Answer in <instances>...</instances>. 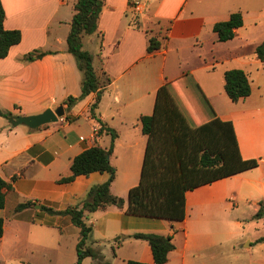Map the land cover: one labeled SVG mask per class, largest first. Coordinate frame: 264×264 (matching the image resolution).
Returning a JSON list of instances; mask_svg holds the SVG:
<instances>
[{
	"label": "crops",
	"instance_id": "obj_1",
	"mask_svg": "<svg viewBox=\"0 0 264 264\" xmlns=\"http://www.w3.org/2000/svg\"><path fill=\"white\" fill-rule=\"evenodd\" d=\"M133 1L105 0L98 31L83 39L97 74L111 80L93 117L96 93L71 107L66 103L82 93L83 75L67 43L76 0H2L4 27L20 30L22 40L0 59V108L20 116L63 106L65 115L37 129L14 127L0 116V177L11 185L0 211L5 220L0 259L6 247L30 241L44 249L56 246L58 254L67 240L77 248L80 229L71 217L42 207L63 211L80 206L88 190L106 182L109 173L61 180L72 174L75 157L113 145L110 161L116 176L110 190L124 199V207L109 206L86 219L93 228L90 245L102 249L105 260L154 264L149 243L133 237L152 233L173 238L175 249L166 264H264V241L259 242L264 218L253 219L264 202V61L256 53L264 35L253 40L242 32L252 0H142L145 10L139 16L131 11ZM238 11L243 27L233 40L220 42L214 25ZM151 37L162 42L155 54L147 52ZM35 50L47 54L22 61ZM232 69L244 70L251 83V94L238 102L225 91V72ZM167 83L192 124L214 117L232 122L241 156L258 161L252 170L187 192L181 222L127 212L148 142L140 119L153 114L158 90ZM101 126L104 131L98 134ZM105 128L116 132L114 141ZM27 202L33 205L17 211ZM113 246H118L115 255ZM87 259L92 258L82 264Z\"/></svg>",
	"mask_w": 264,
	"mask_h": 264
},
{
	"label": "trees",
	"instance_id": "obj_2",
	"mask_svg": "<svg viewBox=\"0 0 264 264\" xmlns=\"http://www.w3.org/2000/svg\"><path fill=\"white\" fill-rule=\"evenodd\" d=\"M104 5L105 0H76L75 15L67 38L68 51L74 56L83 79L81 95L77 98L69 97L66 103L71 107L89 94L96 93L95 102L90 108L93 117H96L95 111L111 80L104 74L102 76L97 74L94 55L84 49L83 39L98 31L99 18ZM5 17V9L0 0V59H5L10 49L22 40L20 30L5 29ZM243 25V15L238 11L232 13L229 20L216 23L213 30L220 42H227L236 37L237 30ZM161 48V40L157 37L149 39L147 47L149 54H155ZM256 53L258 58L264 61V40L257 47ZM46 54L35 50L24 55L22 61L33 62ZM225 91L233 102L248 97L251 94V83L247 73L241 69L226 71ZM0 116L9 122L16 117L11 112L1 109ZM140 121L142 132L148 137V142L140 182L128 194L127 212L131 215L181 222L186 218L187 192L258 166L257 160H245L241 156L232 122L214 117L202 124H192L177 104L169 83L159 88L153 114L142 116ZM105 129L114 141L116 132L109 128ZM103 131L104 127L101 126L98 134ZM112 152L113 145L109 149L95 146L74 158L71 165L72 174L63 178L61 180L63 183L72 182L78 176H87L94 172H107L110 175L106 182L94 185L88 190L80 206L63 211L42 207L53 215L70 216L73 224L80 229L75 264H82L86 258H92L95 264H111V261L105 260L100 250L90 245L93 228L87 224L86 219L90 214L109 206L124 207V199L114 196L110 190L116 176V169L110 161ZM10 189L11 185L0 177V211L6 204V190ZM32 205L31 202L21 204L17 211ZM263 218L264 202H261L253 219ZM4 232L5 220L0 216V239L4 236ZM133 237L149 243L154 264H166L169 253L175 249L171 236L137 233ZM262 241L264 237L259 239V242ZM116 247L118 246L112 248L114 255ZM126 264L146 263L129 260Z\"/></svg>",
	"mask_w": 264,
	"mask_h": 264
},
{
	"label": "rangeland",
	"instance_id": "obj_3",
	"mask_svg": "<svg viewBox=\"0 0 264 264\" xmlns=\"http://www.w3.org/2000/svg\"><path fill=\"white\" fill-rule=\"evenodd\" d=\"M245 9L249 10L251 18L247 20L242 32L245 35H250L253 40L259 39L264 35V0H252ZM196 124L194 123V125ZM38 237V235L34 236L35 239ZM47 237L50 239V242H47L51 243L52 237ZM19 245L6 247L0 264H75L77 260V250L75 246H71L70 240L65 242V246H61L60 254L55 251L56 246H46L48 248L44 249L45 246H32L31 241L29 245L26 243H24L25 246H21V243ZM93 247L100 249L96 246ZM100 251L103 254L102 249ZM91 263L92 259H87L84 264Z\"/></svg>",
	"mask_w": 264,
	"mask_h": 264
},
{
	"label": "water",
	"instance_id": "obj_4",
	"mask_svg": "<svg viewBox=\"0 0 264 264\" xmlns=\"http://www.w3.org/2000/svg\"><path fill=\"white\" fill-rule=\"evenodd\" d=\"M64 115L65 110L63 106H59L54 110L48 108L39 114L16 116L10 123L14 127L24 125L30 129H37L41 126L58 122Z\"/></svg>",
	"mask_w": 264,
	"mask_h": 264
},
{
	"label": "built area",
	"instance_id": "obj_5",
	"mask_svg": "<svg viewBox=\"0 0 264 264\" xmlns=\"http://www.w3.org/2000/svg\"><path fill=\"white\" fill-rule=\"evenodd\" d=\"M131 11L133 12V14L139 16L141 15L144 10H145V5L143 3L142 0H134L132 3H131ZM62 119V118H60Z\"/></svg>",
	"mask_w": 264,
	"mask_h": 264
}]
</instances>
